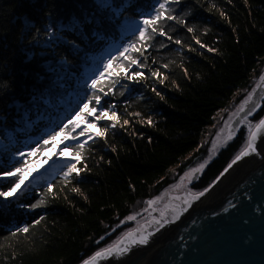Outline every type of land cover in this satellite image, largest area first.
<instances>
[{"label":"trees","instance_id":"1","mask_svg":"<svg viewBox=\"0 0 264 264\" xmlns=\"http://www.w3.org/2000/svg\"><path fill=\"white\" fill-rule=\"evenodd\" d=\"M122 1L101 9L97 0H0V178L23 162V157L15 159L23 147L19 138L40 131L47 105L64 101L69 92L80 93V74L98 59L103 30L113 31L120 15L124 25H138L140 15L156 6L150 0ZM137 7L148 10L134 11ZM171 8L184 23L160 21L166 35L157 32L142 53L125 54L138 61L128 71L142 72L143 78L116 76V65L128 63L123 57L109 66L113 74H105L101 86L107 94L100 93L97 107L115 111L118 119H102L99 136L83 142L75 162L79 174L65 178L63 164L40 176L28 197L0 205V264H81L107 247L121 232L119 222L181 176L189 157L206 156L217 132L210 129L221 126L219 118L233 111L263 75L264 0H179ZM46 29H59L58 43ZM132 39L127 37L111 56ZM263 115L264 102L253 120ZM245 135L241 129L216 154L195 189L204 190L220 175ZM14 179L8 177L0 191ZM40 200L42 206L29 207ZM25 225L27 233L17 232Z\"/></svg>","mask_w":264,"mask_h":264},{"label":"water","instance_id":"2","mask_svg":"<svg viewBox=\"0 0 264 264\" xmlns=\"http://www.w3.org/2000/svg\"><path fill=\"white\" fill-rule=\"evenodd\" d=\"M261 93L260 86L233 123L234 129L254 110ZM256 148V153L233 164L240 149L229 161L232 166L207 191L161 203L107 247L128 233H151L148 243L97 264H264V137L257 139ZM198 193L204 194L193 200ZM165 217L169 222L159 227L157 222Z\"/></svg>","mask_w":264,"mask_h":264},{"label":"snow or ice","instance_id":"3","mask_svg":"<svg viewBox=\"0 0 264 264\" xmlns=\"http://www.w3.org/2000/svg\"><path fill=\"white\" fill-rule=\"evenodd\" d=\"M113 0H97V4L100 6L101 9L103 8H111L112 7ZM179 0H156V6L154 8V11L149 14H142L139 24L133 29V37L134 39L130 40L127 44L123 45V50L118 51L117 55L111 56L108 60H106L103 64V70L99 72L98 75H95V77L91 80V83L88 85L89 88L93 90V94L87 97V102L83 104V107L80 108L79 111L76 112L75 116L72 117L68 121L67 124H65L63 127L59 129V131H53L47 139L43 140V144H37L35 147H32L27 154H25L23 151L19 152L18 155L20 157H23V162H19L18 166H15L11 169V171H3L2 175L5 177H15L13 181H11V186L7 189V191H0V197L8 198L12 195H14L20 188L25 184V180L29 175H31L33 171V164L30 163L27 157H31L33 154L42 152L46 150L44 146L48 145L51 141L53 145L56 144H63L64 141L67 140H76L77 139V129H79L78 135L80 137L85 136L89 133L88 127H81V120H77L76 117H83V123L85 124H94L95 121L101 120V119H111L113 121H116L118 119L117 113L115 111H110L108 108L99 109L98 107L101 103V95L100 93L107 94L105 91V88L101 86V83L103 80L106 79V75L108 77L112 76V70L109 68L110 65L114 63V61H117L120 57H123L124 60L128 61L126 65L117 64L116 68L119 69V71L116 72V76L119 77L122 73L124 75L125 79L128 80H136L137 78H143V73L138 71H132L131 74H128V69L131 68L132 65L138 64L137 59L135 58H129L128 55H125L126 53L131 52H140L142 53L145 48H147L148 41L152 39L153 34L159 32L160 35H166L164 32V29L160 27V21L167 19V20H175L178 24L184 23L182 17L174 16L172 14V4H178ZM115 11H118L114 9ZM54 27V26H53ZM59 29H57L56 32H53L49 29H46V35L51 36L52 43H58L59 41L56 39L57 33ZM189 32H192V28H188ZM168 39H171L169 36ZM66 40V38H65ZM67 43L74 44V41H66ZM197 43H200L199 40L196 41ZM177 44L180 43L179 40L176 41ZM139 45V46H138ZM78 47V45H75ZM203 47V45H202ZM211 50V49H210ZM143 66V65H139ZM165 67H167L165 65ZM153 76L159 77L161 73L159 71H153ZM92 104L93 106L89 107V104ZM87 110V111H85ZM251 111V110H250ZM96 113L93 119L89 120L88 117L91 114ZM243 122V121H242ZM126 124L127 121H124ZM115 126V123H113V127ZM63 134V136H61ZM231 136V133L229 134ZM57 137H61V139L58 141ZM264 137V119H261L258 121L255 125H253L251 122H248V139L246 142V146L240 151V153L236 156L235 160H233V164L236 163V161L240 160L244 156H248L251 153H256V142L258 138ZM88 138L91 139V134L88 135ZM83 147L82 144H78L76 146V151L72 152L69 151V148L67 145L65 147L61 148L60 155L62 156H70L73 160L79 161L80 159V149ZM232 165L230 164L228 167L230 168ZM201 168H203V165H201ZM66 171L63 172V175L65 178H68L73 173L79 174L80 169L76 167L75 163L69 162L66 165ZM228 169H225V172ZM223 175V173L221 174ZM49 190L51 189V185L48 186ZM76 190V189H74ZM207 191V189H205ZM204 193H198L192 197L193 200L198 199L200 196H202ZM151 203V202H150ZM187 203V202H186ZM43 201H37L34 204H30L29 207L32 209L38 208L42 206ZM183 209H181L182 211ZM179 213L176 209H173V217L178 218ZM43 219V217H41ZM169 221L165 217L161 221H158L159 227H163L165 224H167ZM34 224H39L40 220H35L33 222ZM29 231V226L25 225L23 228H17V232L27 233ZM16 233H13L15 235ZM151 233H140V234H134V233H128L127 237L124 239H121V241L113 246H109L107 248L101 249L97 252H95L91 257H89L87 260L83 262V264H97L99 260L105 259L106 257H110L113 255L116 256H122L127 254L131 250V246L136 244H146L148 243V239Z\"/></svg>","mask_w":264,"mask_h":264},{"label":"rangeland","instance_id":"4","mask_svg":"<svg viewBox=\"0 0 264 264\" xmlns=\"http://www.w3.org/2000/svg\"><path fill=\"white\" fill-rule=\"evenodd\" d=\"M128 74H131V73L128 72ZM263 76H264V72H263V75L261 77H259L257 80H255V82L253 83L254 84L253 87L247 92L245 99L243 101H241L240 103H237V105L233 111L228 112L229 110H231V109H229L227 111L228 113L225 114L226 116L224 115V117L219 118V121L221 120L220 121L221 126H213V128L210 129V131L211 130L213 131V129H217V132H215V136L211 140L212 142H210V144H208L206 156H204V158H202V159H200L201 157L196 156V155H194L193 157L192 156L189 157L188 158L189 159L188 168L184 171V173H182L181 176L176 177L175 175H172L173 177H176V179H174V181L172 182V184L168 188L162 190L159 195L151 198L150 201L139 203V205H137L134 208V210H133L134 212L132 214H130L127 219L119 222V225L117 227V229L118 228L121 229V232L119 233V235H121V233L128 230L129 227H131L132 225L137 223L142 217L149 214L154 208L161 205V203L170 202L174 199H179V198H182L183 196L194 194L195 192L204 191L205 189H209L213 185V183L216 181V178L204 190L199 191V190L195 189V187H194V185H197L199 183V181L202 177L201 174L203 173V171L206 168V166L208 165V163L213 158H215L216 154H218V152L221 149H224L228 143L232 142L236 138L237 133L241 129H243L246 132L245 142L240 147V149H242V147L246 144L247 139H248V122H251L253 125H255L258 121L261 120L260 119L257 122H255L253 120V118H254L253 116L257 113L258 108L260 107V104L264 102V93L259 94L260 99L255 104L254 110L250 114H246V116H243L244 117V119H242L243 122L242 121L239 122V125L237 127L238 130L235 131L234 127L230 128L231 125L235 122V120L239 116V114L240 113L242 114L244 112L245 104L248 100H250V97L252 96V94L256 90H258L260 86H261V89L264 90V83H262L263 82L262 80L264 78ZM108 120L112 121L111 119H108ZM83 126L84 125H82V123H81L82 128H83ZM93 133H94V130H92V131L89 130V133L83 137V142L92 140V137H95V135ZM230 133H231V136L229 135ZM89 134H91V139L88 138ZM60 139H61V137H57L58 141ZM215 143H216V145H215ZM49 147H50V149H49L47 154H44V155L38 154L36 157H34V158L32 157V159H31L32 161L30 163H32L34 166L32 172H34L35 174H38V172H40L39 170H41V169L43 170V168H44V165H43L44 156L46 158H49L53 155H57L60 153L61 148H63V146L60 144L53 145L52 143L50 144ZM213 147H214V149H213ZM239 150H238V152H239ZM63 157L66 158L67 156H63ZM60 158H62V157H60ZM60 158H58V159H60ZM69 162L75 163L76 161L71 158L69 160ZM228 164H229V162H228ZM201 165H203V168H201ZM47 166L48 165H45L46 174H50V173L54 172V170L51 166H49V167H47ZM227 166H226V168H227ZM225 169L222 170V172L220 174L224 173ZM33 174L31 173V175H29L27 177L26 181ZM223 175H221L218 179H220ZM193 179H194V182H192ZM41 180L42 179H40V178H36L35 182L38 183ZM31 188H33V185L31 186ZM4 202H6V201H4ZM119 235H118V237H119Z\"/></svg>","mask_w":264,"mask_h":264},{"label":"bare ground","instance_id":"5","mask_svg":"<svg viewBox=\"0 0 264 264\" xmlns=\"http://www.w3.org/2000/svg\"><path fill=\"white\" fill-rule=\"evenodd\" d=\"M120 6H117V8H119ZM108 19V16L106 15L105 16V20H107ZM111 30H113V31H111L110 33L111 34H118V33H120V30H122L123 31V33L126 31V26H122L121 28H118V27H113V29H111ZM123 33H122V37H123ZM103 37V36H102ZM118 43L117 42H114L111 46L113 47V46H116ZM264 77V76H263ZM45 92V91H44ZM43 93V92H42ZM44 94V93H43ZM53 103H55V102H53ZM55 104H57V102L55 103ZM59 104H60V106L59 107H63V105H65L66 103L65 102H59ZM58 107V108H59ZM40 112H42V110H40ZM49 112L51 113V111H50V109H49ZM43 114H41L40 115V119H43ZM51 119H53V120H55L54 118H51ZM53 127H56L55 125H54V123L53 122H51L50 123ZM59 125H62V122H59L58 123V126ZM232 127H234V125L232 124L231 125V127L230 128H232ZM235 131H236V129H235ZM229 137V136H228ZM69 142H70V140H69ZM80 144H83V142H81ZM215 145H216V143H215ZM73 145H71L70 147H72ZM70 147H68V148H70ZM216 147V146H215ZM213 149H214V147H213ZM3 210L4 211H6L7 209L6 208H3ZM7 213H12L10 210H7L6 212H5V214H7Z\"/></svg>","mask_w":264,"mask_h":264}]
</instances>
